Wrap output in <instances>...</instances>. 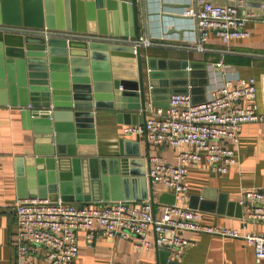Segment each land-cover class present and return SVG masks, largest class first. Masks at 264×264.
I'll return each mask as SVG.
<instances>
[{"label": "water", "instance_id": "water-1", "mask_svg": "<svg viewBox=\"0 0 264 264\" xmlns=\"http://www.w3.org/2000/svg\"><path fill=\"white\" fill-rule=\"evenodd\" d=\"M166 6L178 5L162 1V10L145 11V16L160 15L164 27L166 18L172 16L164 11ZM114 10L117 16L113 17ZM125 10L127 15H123ZM113 23L118 30L111 28ZM0 26L47 27L132 39L127 43L46 39L0 28V96L8 98L7 104L22 108L35 132L33 152L24 158L27 168L18 171L19 198L60 199L79 207L146 200L147 171L136 166L142 159L140 152L130 153L126 147L134 146L133 140L121 138L117 156H99L94 112L129 110L131 124L145 125L148 103L166 110L175 93L190 94L193 102H202L210 80L207 65L195 73L192 64L166 60L168 71L144 58L140 38L145 27L138 0H0ZM168 31L178 32L175 28ZM195 77L203 78L196 83ZM51 106L52 114L37 111ZM137 111L140 123L135 120ZM150 198L153 203V193ZM228 198L221 193L219 206L227 205ZM174 202L172 194L164 203ZM231 203L242 210L240 202ZM158 252V264H179L170 258L169 250Z\"/></svg>", "mask_w": 264, "mask_h": 264}, {"label": "built area", "instance_id": "built-area-1", "mask_svg": "<svg viewBox=\"0 0 264 264\" xmlns=\"http://www.w3.org/2000/svg\"><path fill=\"white\" fill-rule=\"evenodd\" d=\"M239 3H216L212 0H190L182 15L192 21L188 47L204 52L210 34L223 43L249 38L250 22H264V0L256 9L241 14ZM5 31L42 35L49 38H66L110 43H127L132 39L102 34L82 33L47 27L6 26ZM141 46L151 44L140 38ZM215 67L222 78L212 85L204 101L193 102L190 94L170 96L169 107L163 110L152 105L147 109L146 124H126L123 134L147 137L156 148L169 146L177 151L176 162L155 155L150 157L148 178L160 183L175 196L172 204L164 203L159 216L154 213L151 200L112 201L100 205L39 198H19L15 203L17 230L15 264H27L37 248L46 250L48 264H76L79 254V232L92 241L104 234L111 238L130 240L138 250L154 246L170 251V258L180 260L194 244L185 232L208 233L221 238H240L254 249L257 264L264 262V230L242 233L235 228L208 226L202 223L200 210L189 206L187 184L189 165L203 160L219 174H226L238 162L235 149L225 145L226 139L234 144L247 123L264 122V105L257 103L254 77H242L235 66L218 62ZM54 108H39V113L52 114ZM247 210V222L264 221V186L247 188L242 193Z\"/></svg>", "mask_w": 264, "mask_h": 264}, {"label": "crops", "instance_id": "crops-1", "mask_svg": "<svg viewBox=\"0 0 264 264\" xmlns=\"http://www.w3.org/2000/svg\"><path fill=\"white\" fill-rule=\"evenodd\" d=\"M162 1L178 5L177 7L166 6L164 8L166 13L172 14L166 18L164 27L161 26L160 15H152L150 19L145 16V11L159 12L162 10ZM212 1L216 3L240 2V0ZM244 1L250 5L241 6V14H244L249 8L256 9L263 0ZM138 2L143 10L145 27L142 37L151 42L150 45L143 46V56L146 59H151L157 69L162 65L169 71V64L166 63V60H175V64H178L176 62L179 60L186 66L192 64L195 73L203 72L207 65L210 71V80L205 92L207 96L209 88L222 78L215 64L223 62L233 65L242 77L256 79L257 103L264 105V22L248 23L250 37L235 39L229 43H223L215 34H210L205 44L206 50L196 52L188 47L192 36V21L182 15L184 9L189 6L190 0H138ZM122 12L123 15L124 13L127 15L126 10ZM112 14L113 17L117 16V11L114 10ZM112 25H114L111 26L113 30L119 29L118 24L113 23ZM0 28L4 27L0 26ZM172 28L178 32L169 33L168 30H172ZM202 78L195 77V82L197 83V80ZM195 95H199V92H196ZM7 102V97L0 96V264H15L14 243L17 217L14 206L19 199L21 178L18 176V171L20 168H27L24 158L33 152L35 132L29 128L22 108L11 106ZM150 105L152 104L148 103V108ZM94 113L95 143L99 156H117L119 140L128 138L133 140L130 143H133L134 146L128 144L127 151L132 153L137 150L142 158L138 159L137 167H142L148 172L150 157L155 155H160L170 162H176L177 151L174 148L169 146L156 148L144 137L139 139L136 135L126 136L123 134L124 126L131 124L132 121L129 110L100 109L95 110ZM136 114L135 120L140 123L141 113L137 111ZM147 117H149L148 111ZM224 143L229 148L236 150L238 162L232 165L226 174L215 172L205 160L189 165L187 176L190 194L189 206L202 212L204 225L235 228L242 233L263 231L264 221L247 222L244 220L247 205L241 201L245 189L264 186V122L243 125L238 144H234L229 138ZM141 160L143 163L140 162ZM146 178V200H151L150 196L153 193L154 213L159 216L164 202L171 200L173 193L160 183L152 182V187L149 186L148 176ZM122 187L120 182L121 191ZM221 193L228 194L229 203L227 205L219 206ZM231 201L240 202L242 210L238 209ZM238 211L239 213H236ZM184 236L192 239L194 244L182 255L180 260H175L179 264H257L254 249L240 238H221L200 232H185ZM78 240L79 254L76 264H158L159 262L157 246L149 250L138 251L130 240L111 238L104 234L88 241L84 231L79 232ZM27 264H48L46 250L37 248Z\"/></svg>", "mask_w": 264, "mask_h": 264}]
</instances>
